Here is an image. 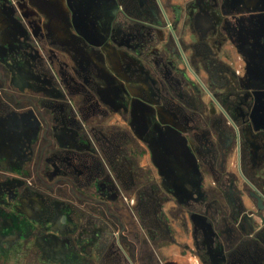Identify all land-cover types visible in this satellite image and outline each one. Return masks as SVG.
I'll list each match as a JSON object with an SVG mask.
<instances>
[{"label":"flooded vegetation","instance_id":"af4514ba","mask_svg":"<svg viewBox=\"0 0 264 264\" xmlns=\"http://www.w3.org/2000/svg\"><path fill=\"white\" fill-rule=\"evenodd\" d=\"M171 1L16 0L13 5L11 0H0V94L3 91L11 99L0 97V169L24 173L35 169L40 178L47 149L60 150L62 154L53 155L49 166L51 172L62 173V177L51 184L39 182L54 189L53 195L45 198L24 185L25 196L17 211L37 220L42 219V210L47 211L46 218L51 217L53 227L65 231L69 241L79 227L77 220L82 218L80 233L88 238L82 249L89 258L105 254L110 259L116 251H126L121 243L123 238L128 241L123 216L136 219L140 226L150 224L147 233L154 243L155 228L168 234L161 214L166 199L172 198L191 216L197 213L206 217L215 232L217 262L208 255L204 232L195 226L191 231L195 250L203 253V264H264V239L260 238L264 231L256 228L259 224L264 227V214L259 210L247 212L231 182L219 183L225 154L217 164L210 130L203 126L209 124L219 137L229 128L234 132L240 172L251 188L250 195L261 199L259 205L264 208L263 185L248 180L247 169L243 170L249 150L246 145L254 138L250 90H264V80L256 83L251 78V74L264 78V62L243 67L249 62L250 49H254L244 37L257 21L263 22L264 0H256L258 11L249 5L250 0H189L183 8ZM220 28L243 56L239 59L243 67L239 78L242 96L232 91L225 96L216 92L237 75L213 56V51L223 45L217 36ZM260 41L264 46V36ZM56 50L72 63L71 69L66 61L60 66L62 71H57ZM202 73L210 80H203ZM190 76L211 99L210 107L218 108L219 113L214 109L200 113L205 108L203 101L186 88ZM61 79L66 88L59 84ZM28 93L30 96H26ZM49 96L57 101L47 102ZM117 115L128 117V128L117 126ZM58 121L62 127L54 131L52 127ZM108 121L112 124L107 125ZM169 126L176 128L169 132ZM51 130L54 138L49 136ZM152 138H162L158 146L171 147L167 139L176 143L172 155L167 153L170 162L176 164L173 156L185 148L177 144L178 140H186L202 175L201 196L195 189V196L181 201L164 188L161 169L154 161L157 151ZM135 142L144 143L146 166L130 153ZM105 155L112 166L106 163ZM118 157L125 164H119ZM150 170L157 172V182ZM207 174L214 178V186L209 189L205 186ZM190 178L196 176L191 174ZM60 184L70 191L65 202L58 199L56 189ZM188 189L182 194L187 196ZM9 196L14 197V192ZM86 203L101 205L104 215L87 216L80 207ZM123 208L127 215L121 212ZM229 208L235 211L231 221L226 215ZM9 220L13 227L6 229L13 234H25L30 229L26 222L14 227L15 218ZM111 222L117 230H111ZM109 234L117 236V250L109 244ZM67 247L68 258L76 261V248Z\"/></svg>","mask_w":264,"mask_h":264},{"label":"rangeland","instance_id":"374dc122","mask_svg":"<svg viewBox=\"0 0 264 264\" xmlns=\"http://www.w3.org/2000/svg\"><path fill=\"white\" fill-rule=\"evenodd\" d=\"M14 1L16 0H11L13 5L15 4ZM187 1L189 0H173L171 1V4L183 8ZM249 5L255 6L256 11H258L260 8V4H257L256 0H250ZM249 13L254 14L255 11L249 10ZM17 14L19 15V13ZM247 32L248 34H246L244 37L245 42H248V46L254 48L252 49L254 51L250 49L248 56L249 62L244 63V68L253 63L261 64L264 62V46L259 44V42H261L260 40L262 36H264V28H262L261 23L257 21L254 25V28L251 26ZM217 36L223 41V45L219 50L213 51V56L220 63L230 66L232 70L237 73V75L236 77H230V82L228 85L223 88H217L216 92L219 95L225 96L228 91H232L234 92L235 96L236 94L242 96L244 91H242L239 83V78L243 75L242 63L239 60L241 57H243L242 53L238 48L239 46L234 43V41L232 42V40L228 39L227 32L224 28H220L218 30ZM211 46L214 48L213 45ZM45 48L47 49V52H49L50 49L47 46H45ZM59 52L57 51L59 59L55 61V67L57 71H62L60 66L64 65L67 60L63 55L60 54L61 52ZM67 63L68 68L71 69L72 63L68 61ZM180 66L182 67L183 65L180 64ZM201 76L206 82L210 80V78L205 76L204 73H202ZM251 78L252 81L256 83L263 82L264 80V78L256 74H251ZM188 81L189 84L186 86V88L192 92L191 94H197V96L200 97L204 103L205 108L200 111V113L208 114L213 109L219 113L220 110L218 108L213 106L210 107L211 99L207 94H205L204 90L198 86L195 78L190 76L188 77ZM59 84H64L62 79L61 82L59 81ZM1 92L2 93L0 94V97H5L8 100H11L4 94L3 91ZM66 92L70 94L69 90ZM250 93L254 99V106L252 108L250 117V125L254 138L250 139L249 144L246 145L247 149L249 150H247L243 170L245 171V169H247L246 175L248 176V180L263 185L262 192H264V90L257 91L252 89L250 90ZM29 94L30 93H28L26 96H30ZM258 96L260 97L258 98ZM255 98L258 100L256 101ZM50 99L57 101L55 97L52 96L45 98L47 102L50 101ZM74 115L77 116L75 112ZM79 116L82 117V113H80V111ZM126 117L127 116L125 115H117V126H120L121 128H128L129 120L128 117ZM256 122H258V125ZM78 124L80 128L82 124L81 120H79ZM106 124L109 125L112 123L108 121ZM203 126L210 130V144H212L217 151V164L221 163V160L223 159V152L225 154L224 169L218 172L219 183L225 184L227 182H231L230 184H232L234 189L239 193L240 200L243 202L244 208L247 212H256L259 210L264 214V208L260 207L259 199L250 195L251 188L247 186L246 181L240 172L239 148L234 132L230 131L229 128L227 132H224L222 137H219V134H217L214 129L211 130V128H209V124H203ZM60 127L62 126L60 125V121H58L55 123V126H53L52 129L56 131ZM174 128L176 127L169 126V132H171ZM2 132L3 131L1 130V135ZM82 132L84 136H87L86 130L84 131L83 128ZM49 136L50 138H54L52 130L50 131ZM161 139L162 138L156 140L152 138V142L155 146V150L157 151L154 154V161L161 169L159 175L165 183L164 188L174 197L180 198L181 201H184V199L189 201L190 198L195 196V189L197 191V195L201 196L199 186L203 182V179L201 178L202 175L199 171V167L195 161L194 155L187 147L186 140H178L177 144L182 145V147L185 146V148H183L180 153H177L175 156H173L178 162V164H176L171 163V157L167 156V153L172 155V151L175 148L173 147V144L176 143L172 142L171 139H167V142L169 143L167 145L171 147H167L162 144L158 146V143L161 142ZM130 143H128V145H130ZM134 144L135 147L130 148V153L137 157L140 165L146 166L148 163L145 155L146 151L144 143L135 142ZM52 149L53 148L47 149L44 155L43 165L39 172L40 178L38 177V172L35 169L25 173L20 172L19 170L6 172L0 169V264H109L108 261L110 259H114V264H132L131 261L134 262V264H161V260L165 262L164 264H199V262L203 264V259L201 257L203 253H198L197 250H195L193 238L191 236V231L193 229L190 219L191 214L188 210H185L179 206L172 198L166 199V202L162 206L163 210L161 214L162 222L166 225L169 236H167L168 234H162L155 228L154 233L157 235L156 242L154 243L149 239L150 236L147 233V228L150 227V224L146 222L147 225L143 224V226H140L136 219L132 220L126 216H123L125 222V228L123 229V232L128 237V241L123 238L121 239V243L123 246H125V248H123L126 251L123 252L120 250L118 253L116 251L113 253L112 258L110 257V259L105 257V254L100 258L96 257V255H93L92 258H89L88 255L83 251L82 248L84 246V242H86L88 238L82 237V234L80 233V231H82L81 225L84 221L82 218L77 220L79 227L75 229L71 238L72 241L71 239L69 241L67 240L65 231L56 230L53 227L54 220L51 217L46 218V215L48 214L47 211H41L40 216L42 219L39 220L29 218L24 213L20 214L17 210L19 209V205L22 204V199L25 196L24 185L30 186L32 188L31 190H33L35 193H41L45 196V198L51 197L53 195L52 193H54V189L47 188V186L43 183L40 185L39 182L44 181L47 184H51L56 180V178L62 177V173L54 174L51 172L49 166L51 157L53 155L55 156L62 154L60 150H57L56 153L54 150L52 151ZM103 158L106 159L105 161L108 165L112 166L113 163L111 164V159L108 158L107 155L103 156ZM118 160L119 164H125L123 158L118 157ZM150 172L152 178L157 182V180H159L157 172L151 170ZM191 174L195 175L196 179L192 180L190 178ZM205 178V186L208 189L214 186V178L210 174H207ZM170 182L173 183V185L170 184ZM38 184L39 187H37ZM186 189L189 190L187 196L186 194H182L185 193ZM56 190L58 191L59 201L65 202L67 200L66 195L70 194L69 188L60 184L57 186ZM11 192H14V197L9 196ZM218 192L219 194L222 193V189L220 187L218 188ZM82 193L89 195L91 198H96L89 192ZM80 207L82 210H85L87 216L95 215L97 217H101L104 215L102 206L97 203H86L85 205H80ZM121 212L126 215L128 214L125 208L121 209ZM226 215L229 221H231L235 215L234 208H229ZM200 216L201 215H198L197 213L192 214L193 223L195 224L196 230H201L204 232L208 241L206 243L208 246V255L213 259L214 262H217L219 257L215 253L217 248L214 246L213 240L215 237V232L209 227L206 217ZM10 217L15 218L14 227H16V223L19 222H26L28 225L30 224L29 231L27 230L25 234L19 232L14 234L11 233V231L6 229L7 226H12V224H9ZM144 221L146 220L144 219ZM110 225L111 230H117V226L112 222ZM245 227L249 228L248 226ZM259 227H261V233H263L264 227L261 224L256 226V228ZM254 233H252V235ZM108 236H111L109 244L114 246L115 250H117V236H113L112 234H109ZM262 236L263 237L260 238L264 239V235ZM67 245L70 246V249L72 246L76 248V250L74 249L78 257L75 259L76 261L72 262L68 258L69 254ZM134 245L137 246V249L133 251ZM117 255L119 256L118 262Z\"/></svg>","mask_w":264,"mask_h":264},{"label":"crops","instance_id":"0c3cea01","mask_svg":"<svg viewBox=\"0 0 264 264\" xmlns=\"http://www.w3.org/2000/svg\"><path fill=\"white\" fill-rule=\"evenodd\" d=\"M261 25H262V28H264V20H263V22H261ZM0 131H1V130H0ZM0 136H1V134H0ZM155 153H156V152H155ZM155 153H154V154H155ZM200 217H201V216H200ZM190 219H191L192 225L195 226V224L193 223L192 216H191ZM208 225H209L210 228H212L211 225H210L209 223H208Z\"/></svg>","mask_w":264,"mask_h":264},{"label":"water","instance_id":"95a60500","mask_svg":"<svg viewBox=\"0 0 264 264\" xmlns=\"http://www.w3.org/2000/svg\"><path fill=\"white\" fill-rule=\"evenodd\" d=\"M260 200V202H262V200L261 199H259Z\"/></svg>","mask_w":264,"mask_h":264}]
</instances>
